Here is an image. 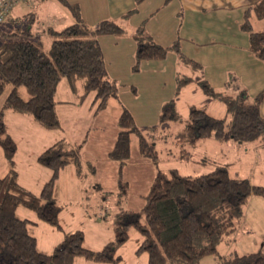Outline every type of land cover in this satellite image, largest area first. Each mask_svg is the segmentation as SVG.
Instances as JSON below:
<instances>
[{
    "label": "trees",
    "instance_id": "trees-1",
    "mask_svg": "<svg viewBox=\"0 0 264 264\" xmlns=\"http://www.w3.org/2000/svg\"><path fill=\"white\" fill-rule=\"evenodd\" d=\"M61 1L71 11L75 22L61 30H53L58 38L53 40L48 52L42 49L41 42L32 40L33 19L28 21L26 28L19 26L12 33L4 32L6 36L0 42V94L7 84H13L0 110V146L11 166L0 176V264H75L76 257L81 255L99 262H116L120 259L115 255L117 246L129 237L126 225H118L117 239L102 250H93L85 246L83 230L65 231L63 240L54 250L45 252L30 232V224L37 221L21 218L16 212L21 205L34 209L41 220L64 230L59 221L61 207L56 201V183L66 165L74 163L77 170L81 167L78 150L68 147L62 139L57 140L38 157L39 162L51 168V177L39 193L24 187L14 167L17 147L6 129L5 109L30 114L46 128H60L55 93L62 78L66 77L74 90L77 82L82 80L84 93H95L93 103H97L98 109L105 107L109 98L118 96L117 83L108 77L97 36L118 35L126 29L110 19L91 27L82 19L78 3ZM251 9L262 16L264 0H257L247 8L242 25L250 33V48L264 61V30L252 28L248 15ZM135 37L138 61L164 58L170 48H177L176 44L171 47L157 43L145 32L143 25L137 28ZM183 58L195 68L201 66L193 59ZM191 80L190 76H179L177 93ZM19 85L25 86L28 99L18 93ZM201 86L206 94L224 101L231 116L227 120L209 114L204 107H193L186 126L190 138L214 137L248 142L264 136V116L260 112L264 91L249 99L246 91L225 94L215 90L206 80L201 81ZM164 110L177 112L174 99ZM119 125L109 156L124 162L130 156V133L137 129L133 114L125 107ZM252 195L264 197V185L253 184L248 177L230 175L226 164H219L211 172L197 176L182 174L176 168L159 171L144 207L147 222H136L144 235L138 251H147L148 264H199L204 255L217 253L218 244L236 229V218L242 215L243 207ZM222 264H264V252L237 254L223 258Z\"/></svg>",
    "mask_w": 264,
    "mask_h": 264
},
{
    "label": "rangeland",
    "instance_id": "rangeland-1",
    "mask_svg": "<svg viewBox=\"0 0 264 264\" xmlns=\"http://www.w3.org/2000/svg\"><path fill=\"white\" fill-rule=\"evenodd\" d=\"M82 1L85 6L87 0ZM33 2L35 1H19L14 7ZM132 2L133 5L129 8L135 5L134 0ZM98 3L93 7L100 9L99 11L107 9L108 3L112 8H116V2L112 5L108 0H98ZM59 5L65 7L60 3ZM93 7L89 6L91 10ZM31 9L35 13L31 22L35 34L32 40L35 41L40 42L47 38L38 35V30L50 26L58 27L59 23L54 22L53 19L65 18L62 8L53 3H43ZM101 13L108 14V10H103ZM27 25L28 20L19 24L21 28L23 26L26 28ZM49 37H52L49 44L47 40L41 43L42 49L46 52L49 51L52 40L58 38L54 34H49ZM127 41L120 43L128 45ZM108 45V47L104 45L108 60L113 56L117 59L119 52L115 53L112 41H109ZM108 64V77L116 81L118 86L116 99L109 98L111 100L108 103V99V105L99 109L94 108L90 114L88 107L91 105L94 92L89 93L80 115L73 119L69 116L65 117L66 108H62L63 125L66 126L64 136L69 142L67 146L78 150L80 167H82L78 170V175L74 174L77 176L67 174L66 177L64 174L57 183V204L61 207L59 221L64 230L41 220L34 209L21 205L16 212L21 218L27 217L37 221L36 224H30V232L36 236L38 247L48 252L53 251L63 240L65 231L78 229L84 232L86 247L102 250L108 243L117 239V226L126 225L129 237L116 248L115 255L120 257L118 261L99 262L81 255L76 257L75 264H148L147 251H138L144 235L138 229L136 222L144 224L147 222L144 207L159 171L168 172L176 168L182 174L197 176L211 172L220 162H231L230 175L248 178L252 176L253 179L250 181L253 184L264 181H259V171H253L252 163L257 158L256 152L252 151V154L246 157V146L236 144L240 142L232 140L233 145H237L238 148L231 150L230 146H225L227 143L223 144L224 146L216 144L225 140H217L213 137L192 139L187 135L186 126L190 121V110L193 107L205 105L212 107L211 103L214 100L211 99L225 105L224 101L213 98L203 91L197 83V79L200 78L199 72H194L183 64L146 65L145 61H138L137 55L132 61L120 65H112L109 61ZM175 71L179 72L181 77L192 76L196 79L185 86L177 96L176 78L173 77ZM66 82L67 78L64 77L60 86L58 85L56 100H76L77 94L80 93L74 94L66 87L64 84ZM80 83H83L82 80L78 85ZM12 88L13 84H7L0 94V110ZM17 91L23 98H29L24 85H19ZM247 94L249 99H253L258 92L247 91ZM172 98L177 111L175 114L177 113L178 116L173 110L168 112L164 110ZM124 107L133 114L137 129L130 133V156L121 162L111 158L109 151L120 130L119 119ZM211 112L227 120L231 116L228 110L220 111L212 107ZM4 114L6 129L15 140L17 147L14 167L20 172L22 180L30 188H34L33 178L35 175H41L44 169L38 167H49L42 166L43 163L41 165L37 160L40 153L33 151L38 143L36 128L41 127V124L39 125L33 116L12 108H6ZM39 135L43 142L41 130ZM1 147L0 176L4 174L7 166L8 169L11 167ZM142 149L146 153H143ZM236 223L237 227L233 234H229L227 240L224 239L218 244V252L204 255L199 264H222L223 258H231L236 254L264 252V204L253 202L245 213L236 218Z\"/></svg>",
    "mask_w": 264,
    "mask_h": 264
},
{
    "label": "crops",
    "instance_id": "crops-1",
    "mask_svg": "<svg viewBox=\"0 0 264 264\" xmlns=\"http://www.w3.org/2000/svg\"><path fill=\"white\" fill-rule=\"evenodd\" d=\"M69 1H76L75 3L79 4L82 19L91 27L98 25L101 20L113 19L126 29L125 32L118 35L100 34L97 36L104 53L108 72V61L112 65H120L123 62L132 61V59H134V57L137 55L138 44L135 37L136 30L140 25H143L145 32L151 35L157 43L163 46L171 47L174 44L177 45V48H170L169 52L164 58L143 59L146 65H187L194 72H199L200 78L197 79V83H199L200 86L201 81L206 80L209 84H211L212 87H214L215 90L229 95H236L242 91H248L250 93H259L264 91V61H262L250 48V33L242 27L247 14V8L257 0H134L135 5L132 8L129 7L133 5V0H108L112 3V5L116 2V8H112L110 3H108L109 5L107 9L104 8L101 11H99L100 9L98 10L97 8L93 7L99 4L98 0H87V4H85V6L82 0ZM43 3H53L59 8H62L65 18H61L60 20L58 18L53 19L54 22L59 23L58 27L50 26L49 28L44 27V29L42 28L41 30H38V35L40 34V36L47 37L40 40L41 43L47 40V43L49 44L52 38L49 37V34L53 35V30H61L65 26L75 22V18L71 11L66 5L62 3L61 0H36L34 5L23 4L18 5L13 9L11 17H9L5 23L0 25V42L2 41L3 36H6L4 35V32L12 33L19 28L20 23L24 22L25 20L30 22L35 16V13L31 7H36ZM59 3L65 7H61ZM89 6L93 7V9L91 10ZM100 6L101 5H99V8ZM103 10H108V14L101 13ZM130 10L133 11L129 13ZM248 15L250 24L254 30H264V14L262 16H258L255 10L251 9L249 10ZM31 34H33L32 37H34L35 34L33 33V30ZM124 40H128V45L120 43ZM130 40L132 43H130ZM109 41H112L114 44L115 53L119 52L117 59L113 56L108 60L104 45L108 47ZM183 57L193 59L201 66L199 68H195L192 66V63L184 60ZM179 76V72L175 71L173 77L176 78V83ZM190 77L192 78L190 82L196 81L195 77ZM78 82L75 90L71 88L68 80L66 83H64L66 84V87H68L74 94L80 92L77 94L76 100H56L60 83L58 84L59 86L57 87L55 94V109L61 121V127L46 128L42 125L41 127H37L36 133L38 134V143L33 151H38L41 154L48 146L60 139L64 140L67 145L69 144L67 138L64 136L66 126L63 125L64 111L62 108H66L65 117L69 116L70 119H73L80 115V112L83 110L82 107L84 106V102L89 96V94H85L84 89H82L83 83H80L79 85L81 87H79ZM190 82L185 84L180 89L179 93H177L176 90V96L179 95L180 92L183 91L182 89L185 86L187 87ZM94 97L95 93L92 97V101H90L91 105L88 107L90 114L94 108L97 109V105H95L97 103H93ZM111 98L116 99V97ZM110 100L111 99H109L108 103ZM211 100H214L212 101L211 105L216 110H227L226 104L221 105V103H217L215 99ZM197 107H204L209 114L212 113L211 106L205 105ZM260 112L264 116V96L260 104ZM40 130L42 132L43 142L40 140ZM232 140L233 139H229L221 141L222 143L216 144H220L218 146H224L223 144L227 143L225 146H230L231 150H236L238 147L237 145H233L234 141ZM236 144L242 147L246 146V157L252 154V151L256 152L257 158L252 163L253 171H259L258 179H260L259 181H264V136L253 141L240 142ZM40 164L42 165V163ZM220 164H226L228 169L232 165L231 162H220ZM42 166L46 165L43 164ZM38 168L44 169H42L41 175H35L33 178L34 188H30V186H28V184H26L20 177V172L17 171L19 182L24 187L34 191L35 193H39L41 191L42 186L52 174L51 168L49 167ZM5 169L6 170L3 175L9 171L8 166ZM64 174L66 177L67 174L73 175L75 177L79 174V171L73 163L66 165L61 169L57 183L62 178V176H64ZM249 178L252 181V176H249ZM57 183L56 201L58 197ZM257 183L260 185L264 184L262 182ZM262 198L264 197H259V195L250 196L249 200L243 207V213H245V210L249 208L253 202L264 204V199ZM231 234H233V232ZM225 239L227 240L228 237Z\"/></svg>",
    "mask_w": 264,
    "mask_h": 264
},
{
    "label": "built area",
    "instance_id": "built-area-1",
    "mask_svg": "<svg viewBox=\"0 0 264 264\" xmlns=\"http://www.w3.org/2000/svg\"><path fill=\"white\" fill-rule=\"evenodd\" d=\"M32 2L34 0H0V23H3L7 20L11 14V10L16 4V2Z\"/></svg>",
    "mask_w": 264,
    "mask_h": 264
}]
</instances>
